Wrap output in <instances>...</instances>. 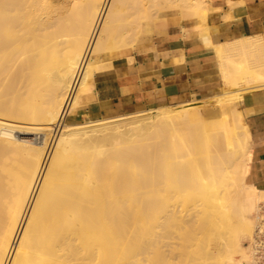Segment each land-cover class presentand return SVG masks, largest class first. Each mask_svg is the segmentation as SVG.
I'll return each mask as SVG.
<instances>
[{"label":"bare ground","instance_id":"obj_1","mask_svg":"<svg viewBox=\"0 0 264 264\" xmlns=\"http://www.w3.org/2000/svg\"><path fill=\"white\" fill-rule=\"evenodd\" d=\"M209 10L208 0H0V264H256L264 191L248 180L240 105L264 89L263 38L216 47L220 95L76 119L116 62L157 57V35L203 25Z\"/></svg>","mask_w":264,"mask_h":264},{"label":"crops","instance_id":"obj_2","mask_svg":"<svg viewBox=\"0 0 264 264\" xmlns=\"http://www.w3.org/2000/svg\"><path fill=\"white\" fill-rule=\"evenodd\" d=\"M208 3L205 24L185 21L183 28L171 26L156 38L157 57L138 55L132 65L116 62L115 78L99 86L100 101L93 105L91 114L101 118L125 115L222 94L224 75L216 47L245 38L264 39V0ZM240 110L252 140L248 180L264 191V89L246 95Z\"/></svg>","mask_w":264,"mask_h":264},{"label":"built area","instance_id":"obj_3","mask_svg":"<svg viewBox=\"0 0 264 264\" xmlns=\"http://www.w3.org/2000/svg\"><path fill=\"white\" fill-rule=\"evenodd\" d=\"M256 264H264V203L260 207L253 244Z\"/></svg>","mask_w":264,"mask_h":264},{"label":"rangeland","instance_id":"obj_4","mask_svg":"<svg viewBox=\"0 0 264 264\" xmlns=\"http://www.w3.org/2000/svg\"><path fill=\"white\" fill-rule=\"evenodd\" d=\"M161 35H157L156 38L159 39ZM209 109H212L211 107ZM207 109V110H209ZM105 115V114H104ZM87 117V118H86ZM90 117H94V114H91V112L89 110H83V111H80L78 114H77V122L78 123H83L84 121L88 120ZM69 118H67V122H69ZM56 135H57V132H53V134L51 135L49 141H48V144H49V147L52 149L53 148V145H54V142H55V139H56Z\"/></svg>","mask_w":264,"mask_h":264}]
</instances>
